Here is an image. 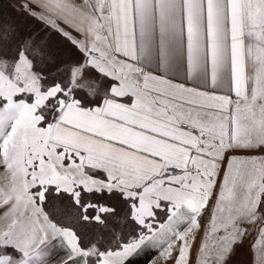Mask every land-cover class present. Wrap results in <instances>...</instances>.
<instances>
[{"label":"snow or ice","instance_id":"obj_1","mask_svg":"<svg viewBox=\"0 0 264 264\" xmlns=\"http://www.w3.org/2000/svg\"><path fill=\"white\" fill-rule=\"evenodd\" d=\"M0 264H264V0L0 3Z\"/></svg>","mask_w":264,"mask_h":264},{"label":"rangeland","instance_id":"obj_2","mask_svg":"<svg viewBox=\"0 0 264 264\" xmlns=\"http://www.w3.org/2000/svg\"><path fill=\"white\" fill-rule=\"evenodd\" d=\"M0 3H15V0H0Z\"/></svg>","mask_w":264,"mask_h":264}]
</instances>
